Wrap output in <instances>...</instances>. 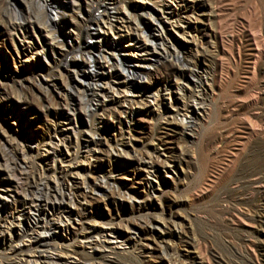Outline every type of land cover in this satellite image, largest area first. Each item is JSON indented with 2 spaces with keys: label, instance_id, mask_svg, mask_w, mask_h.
<instances>
[{
  "label": "rangeland",
  "instance_id": "374dc122",
  "mask_svg": "<svg viewBox=\"0 0 264 264\" xmlns=\"http://www.w3.org/2000/svg\"><path fill=\"white\" fill-rule=\"evenodd\" d=\"M119 1L136 5L144 0ZM150 1L179 9L183 0ZM65 2L58 14L73 25L79 19L72 0ZM208 4L210 21L190 17L201 30L191 29L190 36L200 49L198 70L208 78L206 111L194 122L193 134H181L166 126L157 111L144 114L150 99L138 95L135 107L140 111L130 119L105 116L96 126L101 145L96 160L84 164L82 173L91 182L114 177L116 183L103 186L102 193L89 200L82 212L85 221L54 240L79 262L104 259L76 243L77 229L93 223L118 225L126 235V225H139L140 244L116 247L113 255L135 264H264V0ZM29 10L44 23L45 14L33 0H4L0 5V138L15 142L24 136L33 141L45 138L56 121V106L49 105L46 111L41 100L45 94L36 87V79L50 64L44 54L25 62L17 37L7 26L9 19ZM131 13L135 14L133 9ZM143 19L149 21L147 15ZM175 68L176 62L168 58L146 71L139 69L147 73L141 75L143 87L161 90L177 79ZM21 88L29 95L27 101L19 97ZM181 119L177 116L175 121ZM88 128L79 124L82 131ZM127 130L131 142L121 146ZM74 135L72 139L79 137ZM181 150L176 173L166 174L162 162ZM147 154L159 161L152 185L136 160ZM150 219L158 220L164 233L152 230L146 224ZM167 245L169 251L164 249Z\"/></svg>",
  "mask_w": 264,
  "mask_h": 264
},
{
  "label": "bare ground",
  "instance_id": "6f19581e",
  "mask_svg": "<svg viewBox=\"0 0 264 264\" xmlns=\"http://www.w3.org/2000/svg\"><path fill=\"white\" fill-rule=\"evenodd\" d=\"M33 1L45 14L43 24L29 10L9 19L7 26L18 39L19 55L25 62L44 54L50 64L47 73L36 79V87L45 94L41 100L46 111L49 105L56 106V121L48 136L38 141L30 136L17 142L0 138V264H135L113 255L116 247L140 244L139 225H126V235L115 224H82L76 243L102 254L100 262H79L54 240L85 221L82 212L89 200L101 194L103 186L116 183L114 177L91 182L82 173L84 164L96 160L101 145L96 126L105 116L130 119L140 111L135 107L138 95H145L150 105L142 109L144 114L155 110L166 119V126L193 134L194 122L206 111L209 83L198 70L200 49L190 30H201L192 25L190 17L210 21L212 6L209 0H183L179 9L150 0L136 5L119 0H72L79 20L70 25L58 14L66 0ZM168 58L176 62L177 79L158 91L143 87L141 75L147 73L139 69L146 71ZM18 90L19 97L27 101L28 93ZM177 116L182 119L175 121ZM82 122L88 124L86 131L79 129ZM127 131L122 132L121 146L131 142ZM72 134L79 137L72 139ZM182 154L181 150L162 162L166 174L176 173ZM136 160L152 185L159 161L148 154ZM146 224L164 233L158 220ZM164 247L170 250L169 245ZM139 250L144 251L142 244Z\"/></svg>",
  "mask_w": 264,
  "mask_h": 264
}]
</instances>
